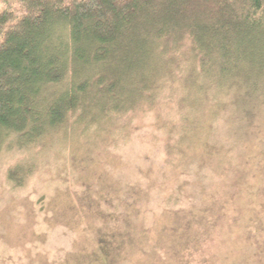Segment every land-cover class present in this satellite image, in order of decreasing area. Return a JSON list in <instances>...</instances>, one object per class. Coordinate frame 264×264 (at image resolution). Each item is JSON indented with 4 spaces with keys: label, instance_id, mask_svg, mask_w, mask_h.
Listing matches in <instances>:
<instances>
[{
    "label": "trees",
    "instance_id": "trees-1",
    "mask_svg": "<svg viewBox=\"0 0 264 264\" xmlns=\"http://www.w3.org/2000/svg\"><path fill=\"white\" fill-rule=\"evenodd\" d=\"M263 92L264 0H0V154L22 156L5 169L12 187L60 143L77 136L90 147L108 136L118 143L148 116L156 135L146 140L164 151L167 174L176 162L181 172L186 163L199 168V148L224 158L231 135L232 143L244 130L251 135L258 105L244 103ZM236 102L240 114L228 110ZM140 114L147 117L133 121ZM160 168L144 188L125 179L118 194L106 189L102 255L112 252L108 234L118 236L111 226L141 217L140 195L145 202L163 184L162 200L168 196L172 177L159 179Z\"/></svg>",
    "mask_w": 264,
    "mask_h": 264
},
{
    "label": "rangeland",
    "instance_id": "rangeland-1",
    "mask_svg": "<svg viewBox=\"0 0 264 264\" xmlns=\"http://www.w3.org/2000/svg\"><path fill=\"white\" fill-rule=\"evenodd\" d=\"M248 103L258 105L248 125L251 135L244 130L245 138L236 143L231 135L221 152L224 158L207 157L199 148V168L195 162L181 163L185 172L176 162L167 174L172 164L162 163L164 151L146 140L156 131L149 123L152 116L142 114L133 121L147 117L148 126L143 123L118 143L109 136L103 146L90 147L81 136L69 145L60 143L58 149L45 152L18 188L4 174L22 156L13 150L2 152L0 264H264V97L247 98L244 104ZM244 104L232 103L228 110L234 107L240 114ZM245 117L231 119L236 124ZM160 166L159 179L172 177L168 196L162 200L163 184L150 188L152 196L145 202L140 195L136 208L142 210L141 217L132 224L111 226L109 231L118 236L108 234L112 252L102 255L103 234L98 228L102 209L109 207L106 189L118 194L115 190L125 179L140 180L144 188ZM195 181L204 186L195 188Z\"/></svg>",
    "mask_w": 264,
    "mask_h": 264
}]
</instances>
